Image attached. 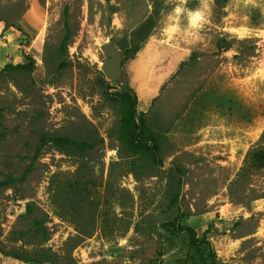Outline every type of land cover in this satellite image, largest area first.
Listing matches in <instances>:
<instances>
[{
    "label": "rangeland",
    "instance_id": "374dc122",
    "mask_svg": "<svg viewBox=\"0 0 264 264\" xmlns=\"http://www.w3.org/2000/svg\"><path fill=\"white\" fill-rule=\"evenodd\" d=\"M201 3L194 39L186 14L165 32L182 0H0V71L33 64L0 75V264H211L167 227L179 216L216 264H264V169L249 163L264 150V0L183 6ZM103 80L136 92L161 167L124 151Z\"/></svg>",
    "mask_w": 264,
    "mask_h": 264
},
{
    "label": "trees",
    "instance_id": "16d2710c",
    "mask_svg": "<svg viewBox=\"0 0 264 264\" xmlns=\"http://www.w3.org/2000/svg\"><path fill=\"white\" fill-rule=\"evenodd\" d=\"M1 21V20H0ZM158 21V15L155 14L149 20L143 22L138 30L135 32L136 40L138 45L134 46L132 54L123 59L121 62V67L123 68L126 62L129 60H134L135 55L140 51L141 44L145 43L146 40L153 34ZM9 25L6 24V28ZM66 34L62 42V51L66 52V46L69 42L71 35L69 30V25L65 20ZM33 64H7L2 71V73H11L14 71H25L32 70ZM102 84L106 87V93L112 102L118 103L120 105L121 111V137L124 151L134 160H144L148 161L151 165L161 167L164 164L161 158V143L160 136L155 133L151 127L146 124L145 116L147 113L138 112L139 99L136 92L130 87H123L120 91L111 93L109 92V86L103 80ZM45 141L53 142L59 148L75 149L80 152H85L92 150L94 145L87 142H77L68 137H50L44 139ZM249 163L251 167L255 170L264 169V150H256L252 152L249 156ZM81 192V191H80ZM181 216L177 217L174 221L170 222L167 227L171 229L176 234L186 233L189 236V246L194 249H201L206 246L211 255V264H216V255L214 252V247L211 241L204 239H199L196 232L186 226L181 225Z\"/></svg>",
    "mask_w": 264,
    "mask_h": 264
},
{
    "label": "clouds",
    "instance_id": "9594fccd",
    "mask_svg": "<svg viewBox=\"0 0 264 264\" xmlns=\"http://www.w3.org/2000/svg\"><path fill=\"white\" fill-rule=\"evenodd\" d=\"M186 3L187 0H182V4H178L174 7L172 14L168 16V20L172 23L165 29V32L167 34H172L179 31V18L181 14H186L187 24L184 31L192 34L194 39H198L199 37L196 33L201 28L202 23L205 22V12L208 9V5L206 3H201L196 9H189L183 6Z\"/></svg>",
    "mask_w": 264,
    "mask_h": 264
}]
</instances>
